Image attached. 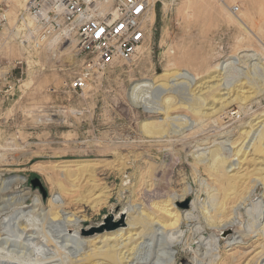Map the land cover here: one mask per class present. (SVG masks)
I'll return each instance as SVG.
<instances>
[{"label":"rangeland","instance_id":"374dc122","mask_svg":"<svg viewBox=\"0 0 264 264\" xmlns=\"http://www.w3.org/2000/svg\"><path fill=\"white\" fill-rule=\"evenodd\" d=\"M209 2L211 9L206 10L199 0H155L147 16L148 37L142 53L131 61L95 73L83 93L64 95L63 81L83 68L84 55L74 51L73 42L71 51L33 54L27 58L22 80L19 83L11 80L15 76L12 62L22 56L11 27L25 2L9 0L6 10L9 22L0 26L1 231L16 230V234H21L19 228L28 223L34 228L30 234L37 237L34 242L39 241L45 249L49 245L57 256L61 253L64 261L104 262L100 256L91 255L87 259L82 256L103 245L105 236H99L104 232L127 227L125 207L130 201L144 202L148 206L141 210L150 213L154 211L149 205L151 202L168 200L173 193L178 197L188 188L189 194L175 199L170 206L172 211L184 214L189 210L195 215L194 219L180 224L185 238L182 234L173 243L165 259L157 255L159 246L147 238L150 246L144 244L135 251L133 264L136 261L179 264L181 259L189 261L192 251L198 248V254L205 255V264L210 259L214 260L213 264H259L256 252L264 250V234L254 235L258 225L264 222V127H261L264 124V0H240L236 14L217 0ZM0 8H7L6 0H0ZM235 17L245 19L246 24L236 23ZM246 48L257 51L256 60L214 72L217 63ZM176 72L190 74L178 78ZM211 74L216 76L210 78ZM144 77L165 82V91L161 96L159 93V100L153 98V103L161 105L166 94L173 97L170 117H178L171 121L176 130L173 137L148 136L142 131L143 122L165 117L163 113L147 111L129 98L132 84ZM244 96H248L247 99L244 100ZM64 104L85 108L87 112L79 118L50 115V107ZM192 107L197 114L191 111ZM236 109H240L238 117H226L230 110ZM184 114L194 123L188 126L184 120L187 118H181ZM252 138L255 143L250 146ZM173 144L177 149L174 148V154H168ZM181 147H185L184 150ZM201 151L207 156L204 163L213 151L227 157L225 177L215 180L203 169L196 172L197 158L194 157ZM70 163L82 170L78 179L75 171H69L66 166ZM65 172L71 173V179L76 182V191L73 199L70 198L74 201L66 209L58 208V213L52 214L50 200L60 194L56 178ZM34 180L41 188L33 184ZM124 181L130 183L126 184L127 188ZM204 181L214 189L208 188ZM151 183V188H145ZM225 186L229 189L225 190ZM132 191H135L134 197ZM186 199L188 206L184 207ZM192 200H196V207L191 205ZM220 213L222 216H218ZM205 214L213 216L212 222L218 226L232 220L236 223L220 234L216 225L206 224ZM52 217L56 220H51ZM73 218L76 223L69 221ZM106 219L116 226L105 228ZM63 225H68L69 234L77 227L78 238L88 243L84 241L79 249L70 241H60L59 230ZM199 225L201 228L195 231ZM232 233L242 242L228 245L225 238ZM199 237L205 240L211 237L216 245H210V249L198 247ZM62 244L68 247H61ZM15 249L16 253L8 256L15 254L20 260L35 257L30 248ZM123 250L125 248L121 250L124 256L133 252ZM122 260L131 264L129 258ZM189 262L194 264L193 260Z\"/></svg>","mask_w":264,"mask_h":264},{"label":"bare ground","instance_id":"6f19581e","mask_svg":"<svg viewBox=\"0 0 264 264\" xmlns=\"http://www.w3.org/2000/svg\"><path fill=\"white\" fill-rule=\"evenodd\" d=\"M199 1H200L201 5L204 9H206V10L211 9L212 4L209 2V0H199ZM22 6H23V4H22ZM6 14H7V12H6ZM7 17H8V21H9L8 14H7ZM241 17H235L234 21L236 23L245 25L246 24L244 21L245 19L243 20V18H241ZM141 53H142V50H141ZM256 56H257V51H255L254 49H247L246 48V49L239 50L235 54H232L228 58H226L223 62L217 63L215 65L214 72L216 70L221 72L222 70L223 71L227 70V68H230V67H232V69H233V68H235V66L239 62L245 63L246 60H256L257 59ZM254 63H252V66L255 68L256 63L255 64ZM188 74H190V73L189 72L188 73H177V74H175V76H178V78H185L188 76ZM215 76H216V74L215 75H213V74L209 75L210 78L211 77L214 78ZM192 78H194V77H192ZM163 83H165V82L162 81L159 83V79H151V78L144 77V78H141L139 80H136V82H134L132 84V86L130 87V89L128 91L129 98L131 100H133L139 106L144 107L149 112L163 113V115H165V117H163V118L162 117L160 119L153 118V119L147 120V121L142 123V125H141L142 131H143V133H145L148 136H157V137H164V138L165 137H173L174 133L176 132V130L173 128L174 123H172L171 121H174L178 117L177 116L170 117L171 111L173 109L172 106L174 105L172 103L173 97L169 94H166L164 96V98L161 100V105L159 103H155V102L153 103L152 102L153 98H156L157 100H159V93L161 96L163 94V92L165 91L163 89V87H164ZM177 84H179V83L177 82ZM154 96H156V97H154ZM248 96H244V100L247 99ZM194 108L195 107H192L190 109H191V111H193L195 113L196 111L194 110ZM238 108H240V107H238ZM239 110L238 109H236L234 111L230 110L228 112V115H226V117H228V116H231V117L237 116L238 117L240 115ZM226 113H227V111H226ZM195 114H197V112ZM201 115H202V113H201ZM203 115H204V113H203ZM181 118H183V119L187 118V115L184 114L181 116ZM184 120L188 126L191 125V123L193 122V120L189 121L188 118L184 119ZM261 127L263 128L264 124ZM246 133H249V131H247ZM249 140H251L250 146H253V144L255 143V139L252 138ZM168 141H170V139H168ZM180 146H182V145H180ZM174 148H175L174 144L171 145L169 147V149L167 148L168 154L169 153L174 154V151H176L175 149H177V145H176V148L175 149ZM181 148L184 150L185 147H181ZM256 148H257V146H256ZM182 149H181V151H182ZM200 149L201 148H198L197 150H200ZM240 149H241V147H240ZM197 150H195V151H197ZM237 151H239V150H237ZM210 154L211 155H210L208 162H205V163H204V160L207 158V156H205L204 152L201 151V153H198V156L195 155L194 159L197 158V160L195 159V161H197V162L194 165L196 172L203 169V171L204 172L206 171L208 173V175H213L215 180H218L220 178L225 177L226 173L228 172V170L225 167L227 157L224 156L223 154L219 153V151H213ZM205 161H207V160H205ZM231 164H233V163H231ZM231 164H229L228 166H231ZM66 166L70 168L69 171H75L74 175H77V177H75V178L78 179V176L81 174L80 172L82 170L75 168L76 164L70 163ZM192 167H193V164H192ZM152 170H154V169H152ZM66 172L63 175H61L59 173L58 174L59 176L56 178L57 186L60 189V194H58V196L55 198L52 197L50 200V204H51L52 208L54 209V212L52 211V214L58 213V211H57L58 208L66 209L67 207L71 206L72 202L74 201V200H70V198L72 196H74L73 193L76 191L75 190L76 182H75V179H71L72 174L66 173ZM196 172H195V174H196ZM91 175H94V174H91ZM143 175H145V173H143ZM198 175H199V173H198ZM195 176H197V175H195ZM143 177H141L140 179L142 180ZM19 179H20V181L23 180V178H19ZM10 180H8V181L10 182ZM142 181L143 182H141V183L143 185L144 179ZM127 183H129V182L124 181L125 186ZM141 183H140V185H141ZM152 183L150 185L146 184L145 188H149V187L151 188V186H153ZM204 183H206V182L204 181ZM206 184H207L206 186L208 188L209 187L213 188V186H210L209 183H206ZM136 185H138V184H136ZM200 185H201V183H200ZM231 185H232V183H231ZM128 186L129 185H127L126 188ZM134 186H133V189H134ZM234 186L236 187L235 184H234ZM253 187H252V189H253ZM152 188H154V187H152ZM224 189L225 190L229 189V187L227 188V186H225ZM133 192H135V191H132V194L134 197L135 193H133ZM183 193L184 194H182L178 197H176L173 193L174 196L171 195L172 197L168 200H161L159 202H151L149 205L152 206L154 211L152 210L150 213H144L143 210H141V207L143 208L145 206H148V205H145L144 202L138 203V202H135L133 200L130 201V203L125 207V213H127V218H126L127 227L126 228L120 227V228H117V229L112 230L110 232H104L103 235L99 236L100 238L105 236L104 241H102L103 245L99 246L97 248V250L95 249V251L93 253H86L85 252L86 254H85V256H82V258L84 257L83 259H87L88 257L90 258L91 255H96V256H100L101 259L105 260L104 262H101V261L97 262L96 261V263L93 262L92 264H123L125 260L123 261L122 258H129L131 264H133V260L135 259L134 253H136L135 251L141 245L146 244V246H150V244H148V242L146 241L148 238L149 242L152 241V243L154 242L155 245L159 246V250H157V255H159V257L161 259H163V258L165 259L168 255L169 249H172V247L174 246L173 243H175L177 240H179V237H181V235L183 234L182 233L183 230H181L180 224L183 221H188L190 219H194V217H195V215H193V213L189 210L187 212H184V214H181V212L178 210L172 211L173 207H170V206L173 205V202L175 201V199L185 198L186 195L189 194L188 188L185 189V192H183ZM198 193H200V192H198ZM227 195H228V193H227ZM72 199H73V197H72ZM1 200L3 201L4 199H1ZM5 200H8V199L6 198ZM36 200L38 201L39 199H36ZM195 201L196 200H192V202H191L192 206H194L196 204ZM221 204H222V206H225L224 201L221 202ZM238 206H239V203H238ZM194 207H196V206H194ZM255 207H256V209H258L259 206L257 205ZM201 208H202V206H201ZM252 209L253 208H251V210ZM256 209H255V211H256ZM204 210H202V211L203 212L207 211L206 213L210 212L209 210H205V211ZM133 213H135L136 215L131 216V214H133ZM252 213L254 214V212H252ZM218 216H222V214L220 213V214H218ZM204 217L208 221L206 224H208L210 226L216 225V224H213V222H212L211 218L213 216L211 217V215L207 216V214H205ZM51 220H56V217H52ZM75 220L76 219L73 218L72 220H69V221L75 222ZM222 220H224V219H222ZM235 223H236L235 220L230 221L228 224L222 223V225H220L218 222V224L220 226L216 225V227L218 228V232L220 233L222 230H224L225 228L227 229L230 226H233ZM35 225L36 224H34V227H35ZM67 226L68 225H63V227L59 230V233H60L59 238H61L60 241H63V240L70 241V242H72L74 247L81 249V246L84 244V241H86V240H83V239L81 240L78 238L79 234L77 231V227L75 230L73 229L74 230L73 234L67 233L66 231L70 230V228ZM200 228H201V226L199 225V226H196V228H194V230L197 231ZM19 229H20V232H22L21 234H23L22 239H25L26 242H23V240L21 239L20 233H18V234L15 233L16 230H14V232H13V230H10L11 231V232L9 231L10 233L9 232L5 233L4 231L0 230V264H77V262L80 261V259H77V260L71 259L70 261H64L63 260L64 258L60 256L61 253H59V256H57L56 250L49 249V245H46L47 247L45 249V248H43L42 244H39V241L34 242V239L37 237L34 236L33 234H30L31 232L34 231V228L29 227L28 223ZM257 229H258V232L254 236L263 235L264 234V222L260 226L258 225ZM220 234H222V233H220ZM183 237H184V234H183ZM238 237L239 236L232 233L230 236H227V238H225V239H228L226 241L228 243V245H233V244L238 243V242L240 243L241 240L239 241ZM187 239H189V238H187ZM138 240H139V242H138ZM110 241H112L113 243L110 244L109 243ZM208 243H209V245H208ZM197 244H198V247L199 246L200 247L206 246V247H209V249H210V245H212V244L214 245L215 240L211 239V237L208 240H205L204 237L203 238L199 237L197 240ZM104 246H106V248H104ZM19 247H24V248H28V249L30 248V252L33 255H35V257L33 259H30V260H20L19 259L20 257H17L15 254H13V256H8V254L16 251L15 248H19ZM61 247L66 248V247H68V245L62 244ZM215 247H217V246H215ZM123 248H125V250H123V251H126L127 253H128V251H133V252L131 254L124 256V253H122V251H121ZM214 250H215V248H214ZM158 251L161 253H159ZM198 251H199V248H198V250L192 251V256H191L192 258H190V259L188 258L189 261L193 260L194 264H200V262L201 263L203 262L202 264H205L204 263V261H206L205 257H204L205 255H203V253L198 254ZM202 255H203V257H201ZM129 256H131V257H129ZM256 258L258 261H260L259 264H264V250L263 249L256 252ZM120 260H122L123 262L121 263ZM126 261H128V260H126ZM213 261H214L213 259H210L207 264H213ZM81 264H84V263H81ZM135 264H141V263L136 261ZM173 264H175V262Z\"/></svg>","mask_w":264,"mask_h":264},{"label":"built area","instance_id":"2783aa9c","mask_svg":"<svg viewBox=\"0 0 264 264\" xmlns=\"http://www.w3.org/2000/svg\"><path fill=\"white\" fill-rule=\"evenodd\" d=\"M7 8H0V26L8 24ZM11 27L22 56L13 60V83H19L27 69V58L36 53L65 50L82 53V71L64 80V95L83 93L92 76L131 61L146 44L147 16L155 0H24ZM236 14L240 0H217ZM50 115L83 117L85 108L68 104L52 106ZM46 112V111H45Z\"/></svg>","mask_w":264,"mask_h":264},{"label":"water","instance_id":"95a60500","mask_svg":"<svg viewBox=\"0 0 264 264\" xmlns=\"http://www.w3.org/2000/svg\"><path fill=\"white\" fill-rule=\"evenodd\" d=\"M33 184L34 185H37V186H39L41 188V185H40V183L37 180H34L33 181ZM183 206L184 207H187L188 206V199H186L184 201ZM105 222L107 223V225H106L105 228H109L110 229V228H113V227L116 226V225H111L110 219H106ZM101 229H99V230H101ZM179 264H190V262L187 259H181L180 262H179Z\"/></svg>","mask_w":264,"mask_h":264}]
</instances>
